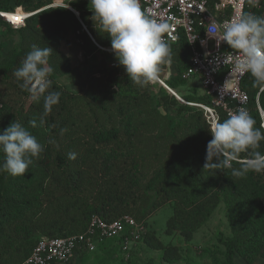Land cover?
<instances>
[{"label":"trees","instance_id":"16d2710c","mask_svg":"<svg viewBox=\"0 0 264 264\" xmlns=\"http://www.w3.org/2000/svg\"><path fill=\"white\" fill-rule=\"evenodd\" d=\"M51 3L52 0H0V12H13L16 6L33 12L18 28L0 16V27L20 38L16 47L5 54L0 52V131L19 121L44 149L38 157H31L33 163L24 175L0 172V264H23L41 236L67 237L85 231L92 215L111 221L130 214L144 223L149 205L154 210L166 203L172 209L167 232L175 230L186 238L205 224L222 203L230 229V236L221 241L225 248L223 264H235V255L246 263L261 256L264 172L250 171L244 177H235L231 169L203 168L206 146L212 137L204 111L197 104L210 105V99L203 93L189 94L182 95L186 102L182 103L163 88L154 91L156 83L144 87L133 83L119 64L91 72L86 81L88 96L66 91L56 77L70 69V61L60 48L68 24L79 32L84 53L96 50V45L81 31L82 25L71 10L51 7ZM261 3L264 5V0ZM70 6L99 46H111L106 33L90 19L89 3L74 0ZM248 12L260 15L256 9H246ZM167 43L176 73L164 83L176 92L186 81L181 75L188 67L190 51L183 36L175 43ZM33 44L53 49L48 57L52 68L48 91L61 93L43 125V99L38 103L30 101L29 93L20 87L22 81L13 75ZM241 87L248 94L249 114L255 127L264 132L257 109L258 104L264 112V91L254 86L250 73L242 79ZM16 97L26 102L16 104L11 100ZM158 107H173L182 118L162 114ZM217 114L221 122L227 118L219 109ZM31 120H36L37 127L29 125ZM163 122L164 129L159 132ZM61 129H66L62 135ZM53 139L55 144L49 142ZM165 140L169 143L166 161L151 170L141 187L146 200L153 202L146 210L138 207L136 217L130 212L136 204L131 193L139 188L135 175L142 173L140 166L158 159L161 152L156 148ZM257 150L264 154V141ZM70 152L77 154L76 159L68 158ZM240 155L243 159L247 154ZM3 159L4 153L0 152V163ZM34 167L40 175L30 181ZM233 168H240V164L233 162ZM144 235L145 243L162 251L165 259L181 257L149 232Z\"/></svg>","mask_w":264,"mask_h":264},{"label":"clouds","instance_id":"9594fccd","mask_svg":"<svg viewBox=\"0 0 264 264\" xmlns=\"http://www.w3.org/2000/svg\"><path fill=\"white\" fill-rule=\"evenodd\" d=\"M72 2L74 0H67L62 8H68ZM89 10L94 25L98 24L110 39L115 58L127 77L141 87L156 83L161 65H171L170 46L163 39L168 24L142 11L140 0H89ZM207 35L215 39L217 47L225 42L232 50H237L233 73H250L254 86L264 91V16L241 12L222 23L213 20ZM52 52L48 46L41 48L33 44L22 66L13 73L18 81H22L20 87L29 93L30 101L38 103L43 99L41 125L61 96L58 91H48L52 83L48 57ZM255 123L246 109L229 111L222 122H214L208 129L212 139L206 146L203 168L231 169L235 177H244L250 171L264 172V154L257 150L264 141V132L255 127ZM29 125L37 127L36 120L29 121ZM65 131L61 129V135ZM49 142L56 143L54 139ZM43 150L28 128L19 121L11 122L0 131V152L4 153L0 172L24 175L33 163L31 157H38ZM241 153H246V157L242 159ZM76 156L75 152L68 154L71 160ZM233 162L239 163L240 168H233Z\"/></svg>","mask_w":264,"mask_h":264},{"label":"built area","instance_id":"2783aa9c","mask_svg":"<svg viewBox=\"0 0 264 264\" xmlns=\"http://www.w3.org/2000/svg\"><path fill=\"white\" fill-rule=\"evenodd\" d=\"M78 1L89 3V0ZM261 1L256 4L255 0H140L142 11L168 24V30L163 33L166 42L175 43L180 36L187 41L190 51L189 64L181 77L186 80L196 76L199 79L202 93L210 99V105L197 106L203 109L210 126L218 120V109L226 115L229 111L238 109H246L248 112L250 110L248 94L241 87L246 73H233L237 50H232L225 42H221L217 47L215 39L207 35L209 25L213 20L217 23L231 20L241 12L246 13V9H256L260 11L259 16H264V5ZM17 9L13 12H0V16L13 28L23 26L25 20L33 14L21 8ZM68 9L77 12L71 6ZM12 16L19 19L16 20ZM86 32L96 46L112 51L111 46H99L87 29ZM162 86L167 88L165 83ZM171 94L176 99H181L174 92ZM257 109L264 129V112L258 104ZM145 232V224L130 214H122L111 221L92 215L86 230L81 233L67 237H39L23 264H64L78 250H94L106 240L133 243Z\"/></svg>","mask_w":264,"mask_h":264},{"label":"rangeland","instance_id":"374dc122","mask_svg":"<svg viewBox=\"0 0 264 264\" xmlns=\"http://www.w3.org/2000/svg\"><path fill=\"white\" fill-rule=\"evenodd\" d=\"M66 2L67 0H52L49 6L63 7ZM17 8L23 10L21 6H16L15 11L18 10ZM81 31H84L83 28ZM78 34L79 32L73 31V28L68 24V30L63 40L60 42V48L70 61V69L65 74L57 76L56 82L72 94H83L88 96L86 81L91 75V72L98 69L111 68L119 63L113 51H108L98 46H96V50L84 53ZM19 40L20 38L16 33L8 32L4 26L0 27V52L2 54L16 47ZM161 69L162 71L159 79L163 82L176 73L172 62L170 66L161 65ZM98 75V73H95V76ZM160 88L165 89L169 94H171V90H173H167L157 81L156 84L153 85V89L158 92ZM176 92L175 94L182 99V95H202V87L199 79L196 76H192L179 85ZM11 100L16 104L21 101L23 103L26 102L24 99L17 97L11 98ZM158 108H162L165 113L176 116L178 120L182 118L173 107ZM164 124L165 122L161 123L159 132L163 131ZM168 147V141L165 140L160 143L159 148H156V150L161 152L158 159L151 164L140 166L142 173L135 175L136 181L139 182V188L137 190L132 189L134 193H131L136 200V204L130 210L131 213L136 214L138 207H140V209L145 208L146 210L148 209L147 206L149 203L153 202L151 199L149 202L146 200L145 194H142L141 187L147 181L149 177L148 174L151 175V170L160 163L166 161ZM32 170L34 173L30 176V181H33L40 175V171L36 167L32 168ZM153 200L155 201L156 197L153 196ZM149 208L150 213L147 212L148 215L144 219L146 233L149 232L151 237L160 240L164 244H169L180 253V258L165 259L162 257V251L151 248L144 241L145 235H142L140 239L133 243L125 244L123 240H106L99 244L94 250L81 249L64 264H223V253L225 248L221 241L226 240L230 236V229L226 219L225 208L222 203L217 206L207 222L193 232L189 238H186L183 234L175 230L167 232V221L172 215L170 204L166 203L158 209L155 206L154 210L151 209L149 205ZM38 237L39 235H36V238ZM234 263L264 264V250L263 253L261 251V256H258L252 263H246L238 255L234 256Z\"/></svg>","mask_w":264,"mask_h":264},{"label":"water","instance_id":"95a60500","mask_svg":"<svg viewBox=\"0 0 264 264\" xmlns=\"http://www.w3.org/2000/svg\"><path fill=\"white\" fill-rule=\"evenodd\" d=\"M69 10H70V9H69ZM72 12H73V11H72ZM73 14H74L75 17L78 19L79 23L82 25L83 30H84L85 33L87 34V32H86V27L83 25L82 21L80 20L78 12H73ZM158 81L160 82L161 85L164 84V82H161L160 80H158ZM178 100H179L180 102H182V103H186V102H184V100H182V99H178ZM189 104H190V103H189ZM194 105H195V104H194ZM159 110H160V112H161L162 114H165V112L162 110V108H160Z\"/></svg>","mask_w":264,"mask_h":264},{"label":"bare ground","instance_id":"6f19581e","mask_svg":"<svg viewBox=\"0 0 264 264\" xmlns=\"http://www.w3.org/2000/svg\"><path fill=\"white\" fill-rule=\"evenodd\" d=\"M18 15H20L19 13H18ZM12 18H14V16H12ZM160 80V79H159ZM161 81V80H160ZM167 86V85H166ZM168 88V89H167ZM167 90H170V88L167 86ZM172 92H174L175 93V91H173V90H171Z\"/></svg>","mask_w":264,"mask_h":264},{"label":"snow or ice","instance_id":"6c2138e0","mask_svg":"<svg viewBox=\"0 0 264 264\" xmlns=\"http://www.w3.org/2000/svg\"><path fill=\"white\" fill-rule=\"evenodd\" d=\"M14 19L18 20L19 18H18V17H16V18H14Z\"/></svg>","mask_w":264,"mask_h":264},{"label":"crops","instance_id":"0c3cea01","mask_svg":"<svg viewBox=\"0 0 264 264\" xmlns=\"http://www.w3.org/2000/svg\"><path fill=\"white\" fill-rule=\"evenodd\" d=\"M263 250H264V248L262 249V253H263Z\"/></svg>","mask_w":264,"mask_h":264}]
</instances>
